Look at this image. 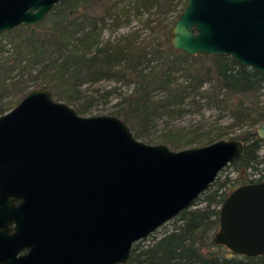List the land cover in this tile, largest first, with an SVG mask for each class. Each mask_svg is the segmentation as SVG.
I'll return each mask as SVG.
<instances>
[{"label": "water", "instance_id": "95a60500", "mask_svg": "<svg viewBox=\"0 0 264 264\" xmlns=\"http://www.w3.org/2000/svg\"><path fill=\"white\" fill-rule=\"evenodd\" d=\"M63 0H0V32L40 22ZM170 44L228 54L264 73V0H187ZM264 138V123L256 127ZM244 141L172 149L148 143L115 114H81L44 85L0 114V264L124 263L134 242L192 206ZM216 243L264 252V180L219 209Z\"/></svg>", "mask_w": 264, "mask_h": 264}, {"label": "trees", "instance_id": "16d2710c", "mask_svg": "<svg viewBox=\"0 0 264 264\" xmlns=\"http://www.w3.org/2000/svg\"><path fill=\"white\" fill-rule=\"evenodd\" d=\"M186 1L178 0L181 7L175 17L169 22H162L158 14L150 16V13L156 12L159 0H112L101 14L82 13V5L76 3V0H64L62 3L67 11L57 14L58 18L50 21L41 37L34 32L39 23L32 26L22 23L6 30L17 31L18 34L23 31L25 36L15 44L20 57L2 56L5 44L0 42V114L14 106L30 90L23 91L19 99H13L18 92V81L12 78V71L25 58L27 62L24 66L30 65L32 61L39 63L47 60L43 63L49 66L43 75L46 87L53 96L66 102L77 97L78 87L84 81L134 80L136 85L132 92L118 101H122L124 106L120 105L117 114L136 133H142L164 113L181 112L187 98L190 103L196 95L205 96L210 103L216 102L228 107L234 116L232 125L243 123L256 108L260 118H263L264 102L260 104L258 96L259 90L264 87V73L235 61L228 54H189L177 52L171 46V26ZM169 4L171 6V0ZM153 6L156 8L153 9ZM131 7L135 14L146 11L149 15L143 19V24L151 30L161 29L163 38L153 33L151 39L144 41L128 32L115 41H101L100 28L109 22L117 25L129 14ZM67 12L71 13V17H68L70 15ZM47 19L45 17V21ZM206 55L211 57L208 63L202 61ZM149 60L153 64L149 65ZM144 62L146 64L143 65ZM176 69L181 70L182 74H172ZM207 81L210 86L203 89ZM155 89H160L162 94L154 96ZM248 93L256 97L253 104L248 103L243 96ZM89 104L90 100H87L78 105L76 110L84 112ZM236 137L244 141V146L241 154L227 166L233 165L238 173L245 171L246 176L234 187L254 179H264V165L261 168L258 166L262 162L259 147L263 138L257 135L256 128L244 130ZM164 138L165 141L169 139ZM250 168L261 169L262 174L257 178L249 177ZM227 179L224 178L219 186ZM215 180L196 198L192 206L174 216L170 229L152 236L148 241L143 237L134 242L126 262L117 264H264V252L258 255L239 254L214 241L220 206L228 192L234 188L229 191H219L218 187L209 190ZM199 199L205 202L201 206L197 205Z\"/></svg>", "mask_w": 264, "mask_h": 264}, {"label": "rangeland", "instance_id": "374dc122", "mask_svg": "<svg viewBox=\"0 0 264 264\" xmlns=\"http://www.w3.org/2000/svg\"><path fill=\"white\" fill-rule=\"evenodd\" d=\"M63 1L54 4L51 10L46 14L45 17H48L46 20L47 22L45 21V17L38 22L40 25L34 32L37 33L39 37H41V34L46 30L45 27L50 25V21L58 18L57 14L65 13L67 11H65V5L62 3ZM111 1L112 0H76V3H80V5H82L80 10L82 13L101 14L107 4ZM171 2L172 4L170 6L169 0H159L158 8L155 9L156 6L152 7L156 10V12L150 13V16L152 17L158 14V18L161 19L162 22H169L173 19V17H175L177 11L181 7V2L177 3L178 0H171ZM77 13L78 12H74V14ZM67 14L70 15L68 17H71V13L67 12ZM147 15L149 14L146 11H143L140 14H135L133 12V8L131 7L129 14L117 25L109 22V24L100 28L99 37L101 41L106 39L115 41L120 35L128 32H132L139 40L145 41L147 39H151V35L153 33H158L159 38L162 39L163 36L161 29L157 28V30H151V28L143 24V19ZM153 22L154 21H152V23ZM4 31L6 30L0 32V42L5 44V48L2 50L1 55H15L20 57V53H17V47L15 44L18 40L25 36L23 34L24 32L22 31L18 34L17 31ZM92 50L93 48L90 49V51ZM176 51L178 52L182 50ZM46 61L47 60H44L39 63L32 61L29 63L30 65L24 66L27 60L25 58L21 59L20 66L14 68L12 71V78L18 81L16 85L18 92L13 96V99H19L25 90L42 85L46 86V78L43 76L49 69V66H44L43 64ZM202 61L208 63L211 61V57L206 55L202 57ZM144 64H146V62H144L143 65ZM148 64H153V61L149 60ZM173 71L172 74H182L179 69ZM209 83L210 82L207 81L204 84L203 89H208L210 86ZM135 85V81L128 78L119 81H115L113 79H102L96 82L84 81L78 87L79 92L77 93V97L72 98L68 103L76 109V107H78L81 103L90 100V104L87 106L86 111L78 112L85 115L100 113L118 115V108L120 105L124 106L122 101L121 103H118V101L120 98L122 99L124 96L129 95ZM153 94H155L154 96H159L162 93L160 89H155L153 90ZM243 96L250 104H253L256 98L249 93L244 94ZM9 97L11 96H8V98ZM54 97L59 99L56 95ZM258 99L260 104L264 102V87L259 90ZM187 100L188 101L182 105L181 112H171L169 114L164 113L160 118H157L154 123L151 125L149 124L142 133H136L137 131L134 132L132 129L133 133H135L134 135L148 143L163 142L172 149H180L188 146L205 144L216 138L236 137L244 130H253L258 125L264 123V117L260 118L258 108H256V110L251 113V116H249L243 123L232 125L231 123L234 120V116L228 107L222 106L221 104L218 105L216 102L210 103L203 95H196L194 99L191 98L190 103L188 98ZM252 122L253 124H251ZM170 132H175V134ZM164 137H166V139L169 138L170 140L168 139L165 141ZM259 154V158L262 159V162L259 163L258 166L261 168L264 165V138L260 143ZM248 171L249 177L259 176L262 174L261 169L253 170L250 168ZM244 175L245 171H240V173H238L233 165H226L218 173L217 179L211 185L209 190H213L218 187L219 191H229L234 187V185L241 181L240 179L243 178ZM226 177L228 178L227 181L219 186V183ZM204 203L205 202L202 199H199L197 205L201 206ZM173 223L174 217L168 219L148 236L144 237V239H146L145 241H148L152 236H158L163 231L170 229L173 226Z\"/></svg>", "mask_w": 264, "mask_h": 264}, {"label": "flooded vegetation", "instance_id": "af4514ba", "mask_svg": "<svg viewBox=\"0 0 264 264\" xmlns=\"http://www.w3.org/2000/svg\"><path fill=\"white\" fill-rule=\"evenodd\" d=\"M259 176H260V175H259ZM259 176H253L252 178H257V177H259ZM259 180H264V179L259 178V179H254V180H252V181H259ZM248 182H251V181H248Z\"/></svg>", "mask_w": 264, "mask_h": 264}]
</instances>
